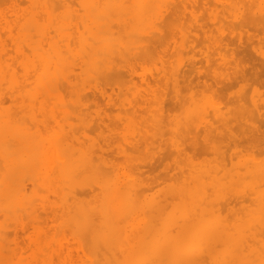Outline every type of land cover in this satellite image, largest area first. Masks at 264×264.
<instances>
[{
	"label": "bare ground",
	"instance_id": "6f19581e",
	"mask_svg": "<svg viewBox=\"0 0 264 264\" xmlns=\"http://www.w3.org/2000/svg\"><path fill=\"white\" fill-rule=\"evenodd\" d=\"M236 26L264 0H0V264H264Z\"/></svg>",
	"mask_w": 264,
	"mask_h": 264
},
{
	"label": "rangeland",
	"instance_id": "374dc122",
	"mask_svg": "<svg viewBox=\"0 0 264 264\" xmlns=\"http://www.w3.org/2000/svg\"><path fill=\"white\" fill-rule=\"evenodd\" d=\"M237 27V26H236ZM245 27H247V26H244V27H241V29H240V27L238 26L237 27V29H239V31H241V34H242V32H245L246 33V35H245V33H243L244 35H243V37H242V39H243V41L241 40V42L242 43H244V44H241V43H239V46L237 47V45L238 44H236V43H238L239 41L238 40H236L235 39V41H230V42H232V43H230L229 42V52H228V55L229 56H232L231 54L232 53H234V56H237L235 59L237 60V59H240V60H237L238 62H239V64H240V69H242L243 70V73H244V69H246L245 70V73L244 74H246V75H244L245 77V79L243 80V78L242 77H240V78H242V80H240L239 79V81H234V82H232L233 84H235V85H233L232 83L231 84H226L225 83V85H226V88H225V86L223 87V85L221 86V84L219 85V88H218V85L216 86V85H212V86H216L215 88H216V92H218L217 90H221L222 91V89H220V87H222L223 89L225 88V90L223 91V92H221V91H219V92H221V93H216V94H219V96L217 95V97H220L221 95L223 96H226V97H223V100L225 101V100H227L228 98H229V96H230V94H235L236 92H238L239 90H240V88H242V86H243V90H245V92H246V94L248 95V96H252V95H254V90H261L262 92L264 91V71H263V65H260L261 63H260V61H261V59L260 60H258L260 57L259 56H257L258 54V52H257V49L259 48V47H262V46H264V42H263V40H264V35H262V34H264V33H262V32H264V31H261V30H259V32L261 33V36H263V37H261L260 36V34H259V32H258V30H256V31H254V29L253 28H251L250 29V27L249 28H245ZM244 28V29H243ZM245 29H247V30H249L251 33H252V35H251V33L250 32H248L247 30H245ZM245 30V31H244ZM251 30H253V31H251ZM237 31V30H236ZM238 32V31H237ZM248 32V33H247ZM258 33V35H257V33ZM256 33V34H255ZM247 35H251V36H247ZM244 36H246V37H244ZM256 36V37H255ZM249 37V38H248ZM251 37V38H250ZM259 37V38H258ZM254 38V39H253ZM246 39V40H245ZM259 39V40H258ZM262 39V40H261ZM248 40V41H247ZM250 40V41H249ZM252 40V41H251ZM256 40V41H255ZM244 41H246L247 42V44H248V46H247V44H246V42H244ZM236 42V43H235ZM248 42H250V43H248ZM255 42V43H254ZM261 42V43H260ZM236 44V46H235V44ZM260 43V44H259ZM233 44V45H232ZM250 44V45H249ZM231 45L233 46V47H231ZM242 45V46H241ZM246 45V46H245ZM258 45V46H257ZM261 45V46H260ZM235 46V47H234ZM238 49H237V48ZM254 47H255V50H254ZM258 47V48H257ZM234 48V49H233ZM240 48H241V50H240ZM243 48H247V49H243ZM257 48V49H256ZM199 48H197V50H198ZM231 49H233V50H235V49H237V50H240L241 51V53H240V51H239V53L238 52H235V51H237V50H235L234 52H233V50H231ZM243 49V50H242ZM251 49V50H250ZM263 49H264V47H263ZM230 50H231V52H230ZM247 50V51H246ZM244 51H246V52H244ZM243 52V53H242ZM257 52V53H256ZM237 53V54H236ZM247 53V54H246ZM252 53H254V56H255V59L256 60H258V61H256L254 58H253V54ZM236 54V55H235ZM241 54V55H240ZM244 56H247V57H244ZM198 55H199V57H198ZM200 55L201 54H196L195 56H196V58L197 59H200ZM250 55V56H249ZM239 56H240V58H239ZM241 56H242V58H241ZM258 57V58H257ZM245 59V61L243 62V60ZM251 59V60H250ZM250 61V63L252 64V66H250L251 64H249V61ZM258 63H260V64H258ZM248 65V67L246 66V65ZM243 65V66H242ZM255 65H258V66H255ZM241 66H242V68H241ZM255 66V67H254ZM261 66V69L259 68ZM263 66V67H262ZM252 67V68H251ZM257 67H258V69H257ZM244 68V69H243ZM251 68V69H250ZM248 69V70H247ZM254 69H257V70H255L254 72H253V70ZM262 71V72H260V70ZM250 70V71H249ZM251 72V73H250ZM239 73H241L240 71H239ZM257 73V74H256ZM248 74V75H247ZM259 74V75H258ZM260 74H262V75H260ZM251 75V76H250ZM256 75V76H255ZM257 75L259 76V78L257 77ZM260 76H262L261 77V82L259 81V79H260ZM202 79H203V77H201ZM250 78H252V80L250 79ZM194 80H193V82H195V84L194 83H192V85H191V87H193L194 86V89H193V91L196 89V88H198V89H196L195 91H201V90H205L204 88H205V86H203V83L202 82H204L205 81V79L204 80H201V79H198V82H197V77H194L193 78ZM238 80V79H237ZM246 80V81H245ZM200 81V82H199ZM202 81V82H201ZM263 81V82H262ZM197 82V83H196ZM236 82V83H235ZM244 82H246V84H244ZM253 82V83H252ZM255 82H257V83H255ZM198 83H199V86H198ZM201 83V84H200ZM208 83H209V81H208ZM259 84V85H258ZM195 85H196V88H195ZM244 85H247L246 87L244 86ZM251 85H254V86H251V88H250V86ZM203 86V87H202ZM228 86H229V88H228ZM240 86V87H239ZM259 86H263V88L262 87H259ZM233 87V88H232ZM253 87V88H252ZM202 88V89H201ZM256 88V89H255ZM258 88V89H257ZM200 89V90H199ZM215 90V89H214ZM247 90V91H246ZM251 90H253L254 92H253V94H252V91ZM226 92V93H225ZM249 92V93H248ZM259 92V91H258ZM258 92H255V95H257V93ZM222 93H224V94H222ZM227 94V95H226ZM232 94V95H233ZM258 94H260V93H258ZM263 95H264V92L262 93ZM262 94L261 95H258V97L260 96L261 98H262ZM256 98V97H255ZM264 98V97H263ZM259 124V123H258ZM260 124H263L262 122H260ZM259 124V125H260ZM262 128H264V126L262 125L261 126ZM262 128H260L262 131L264 130V129H262ZM263 135H264V131H263ZM168 162H170V161H168ZM161 169V168H160ZM160 169H158V170H160ZM158 170H155V171H153L154 173L156 172V171H158ZM162 171V170H161ZM152 172V173H153ZM156 173H160V171H158V172H156ZM155 173V174H156Z\"/></svg>",
	"mask_w": 264,
	"mask_h": 264
}]
</instances>
